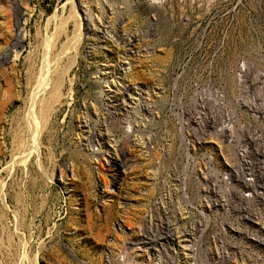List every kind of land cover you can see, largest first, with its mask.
<instances>
[{"label": "rangeland", "instance_id": "obj_1", "mask_svg": "<svg viewBox=\"0 0 264 264\" xmlns=\"http://www.w3.org/2000/svg\"><path fill=\"white\" fill-rule=\"evenodd\" d=\"M130 1L0 0V264H264V0Z\"/></svg>", "mask_w": 264, "mask_h": 264}, {"label": "bare ground", "instance_id": "obj_2", "mask_svg": "<svg viewBox=\"0 0 264 264\" xmlns=\"http://www.w3.org/2000/svg\"><path fill=\"white\" fill-rule=\"evenodd\" d=\"M105 1V3L107 4L106 6L105 5H102V7H100L101 8V13L102 12H104V7L105 8H107V9H109V14H112V13H114L115 11H113L114 9V7H117V8H119V6H124V7H127L128 5H130L129 3L131 2L130 0H129V2H127V0H112V1H108V0H104ZM133 3V2H132ZM121 4V5H120ZM82 7V6H81ZM82 9H83V11H85L86 12V8L85 7H82ZM87 13H88V11H87ZM84 14V13H83ZM86 14V13H85ZM87 19H89L90 20V18L89 17H86V15H85V17H84V21H85V26L87 27L88 25H87V22H88V20ZM91 21V20H90ZM88 29V28H87ZM121 110V109H120ZM127 131V130H126ZM130 132V131H129ZM115 147V146H114ZM115 156V155H114ZM109 157V156H108ZM116 157V156H115ZM123 157V156H122ZM113 158V157H112ZM106 159V158H105ZM118 160V159H117ZM124 161V160H123ZM124 162H126V161H124ZM124 164V163H123ZM125 165V164H124ZM110 166V165H109ZM112 167V166H111ZM110 168V167H109ZM261 190H259V189H257V196L259 195V196H261V195H263L264 194V184H261ZM177 236V235H176ZM175 236V237H176ZM178 241V236H177V240H176V242ZM154 255H156L155 253H154Z\"/></svg>", "mask_w": 264, "mask_h": 264}]
</instances>
